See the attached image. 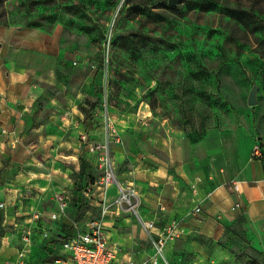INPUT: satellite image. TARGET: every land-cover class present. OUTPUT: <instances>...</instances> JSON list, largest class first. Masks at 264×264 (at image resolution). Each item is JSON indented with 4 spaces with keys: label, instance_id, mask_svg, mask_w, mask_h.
I'll return each instance as SVG.
<instances>
[{
    "label": "crops",
    "instance_id": "0c3cea01",
    "mask_svg": "<svg viewBox=\"0 0 264 264\" xmlns=\"http://www.w3.org/2000/svg\"><path fill=\"white\" fill-rule=\"evenodd\" d=\"M30 36V32L0 26V202L4 203L0 227L29 230L31 235L41 230L65 238L96 217L101 206H108L110 212L114 184L94 185L88 195L73 188L80 158L83 176L96 177L95 182L100 178V156L91 149L94 140L108 145L116 181L134 190L130 199L142 222L153 221L156 228H162L175 219L184 234L198 232L215 241L228 228L243 230L264 258V110L256 109L258 98L252 107L246 101L239 111L219 112L204 124L200 121L199 133L168 124L154 127L145 111L107 113L105 118L115 123L114 137L107 133L104 120L86 130L78 108L84 95L78 88L76 94L46 92V86L66 90L68 63L62 55L58 59L38 54L37 40ZM61 134L67 136L56 143ZM256 143L261 157L251 155ZM40 151L50 152V159L42 161ZM233 178L240 181L238 191L230 184ZM25 186L29 190L22 199ZM55 193L65 194L67 206L52 220L50 215L58 206ZM235 203L239 207L233 209ZM120 210L113 207L116 213L104 225L109 244L117 249L114 264H125L127 259L134 262L125 251L132 250L133 256L141 258L140 246H146V232L140 231L134 217ZM10 236L0 234V264L16 262L18 253L5 256L10 253ZM30 248L22 264H36L31 256L39 247L32 243ZM62 251L63 256L37 264H59L57 258L68 261L69 253Z\"/></svg>",
    "mask_w": 264,
    "mask_h": 264
},
{
    "label": "rangeland",
    "instance_id": "374dc122",
    "mask_svg": "<svg viewBox=\"0 0 264 264\" xmlns=\"http://www.w3.org/2000/svg\"><path fill=\"white\" fill-rule=\"evenodd\" d=\"M138 1L156 0H125V7ZM122 2L0 0V26L30 32L32 41L37 40L38 54L64 57L70 69L68 81H64L66 90L46 86V92L75 93L78 88L84 95L78 103L82 123L90 106L99 100L87 121L89 129L91 119L97 117L103 123L107 113L145 111L154 127L168 124L190 132L211 115L239 111L253 83L258 86L255 107L264 110V25L259 24L264 21V0H181L173 7L165 1L166 5H153L134 17L124 16V11L118 14ZM64 136L58 135L55 142ZM40 152L42 161L50 159V152ZM82 161L80 158L79 170L73 172V188L83 194L89 179L96 177L83 176ZM103 173L101 168L100 177ZM25 187L19 196L22 199L29 190ZM113 207L118 208L114 203L106 218L116 213ZM123 207L126 215L137 220L140 231L146 232V246H140L142 257L133 256L132 250H126V256L134 258L135 264H152L155 234L144 229L136 208L129 209L126 203ZM22 231L0 227V234L8 232L12 237L10 253L5 256L12 258L21 250ZM242 232L231 235L227 230L217 241L198 232H182L166 244L157 264H264L261 253ZM31 236V246L39 247L31 256L36 264L64 255V237H44L41 230Z\"/></svg>",
    "mask_w": 264,
    "mask_h": 264
},
{
    "label": "built area",
    "instance_id": "2783aa9c",
    "mask_svg": "<svg viewBox=\"0 0 264 264\" xmlns=\"http://www.w3.org/2000/svg\"><path fill=\"white\" fill-rule=\"evenodd\" d=\"M107 133L109 136L115 135V127L113 122L106 118L105 120ZM93 151L99 152V161L104 170L103 175L94 183L88 184L83 189V194L88 195L92 192V187L107 188L110 185H115L118 194L115 196L113 203H115L119 209H124L123 203H126L129 209H135L130 197L134 193L133 189L123 188L118 184L115 178L113 167L108 155V145L93 143L91 145ZM253 157H261L262 152L258 143L253 146L252 154ZM230 184L235 191H238L240 181L233 178L230 180ZM54 199L57 202V209L51 213L50 217L52 220L57 219L62 215L67 206V197L63 193H55ZM4 207V203L0 202V208ZM239 207L238 203H235L233 209ZM196 208L195 211H198ZM109 213L108 206H101L99 214L96 217H91L84 225L82 229L77 228L69 236L65 237L61 243L62 248L69 253V259L66 261L62 258L55 259V262L59 264H114L116 257V247L109 244L108 238L105 232V218ZM38 217V214L36 215ZM143 227L146 231L155 234L153 239V255L150 262L157 264L159 260L163 258L164 247L166 244L180 236L182 229L179 227L178 220H171L162 228H156L153 221L142 222ZM43 236H48L47 232L42 233ZM23 247L18 252L15 264H22L26 253L30 251L31 246V232L29 230L22 231ZM4 264H13L11 261L6 260ZM125 264H134L131 259H127Z\"/></svg>",
    "mask_w": 264,
    "mask_h": 264
},
{
    "label": "trees",
    "instance_id": "16d2710c",
    "mask_svg": "<svg viewBox=\"0 0 264 264\" xmlns=\"http://www.w3.org/2000/svg\"><path fill=\"white\" fill-rule=\"evenodd\" d=\"M165 1L167 0H156L152 3H146V2H143V1H138L134 4H132L131 6H128V7H125V0H123L122 4L120 5V8H119V12H122L124 11V16H127V17H134L138 11H142V10H145L146 8H151L153 5H158V6H163V5H166L165 4ZM259 24L260 25H264V21H259ZM100 68L103 67V64H102V61L100 62L99 64ZM99 103L100 101L99 100H96L91 106H90V111L89 113H85V117L83 119V125L85 127L86 130H88L90 128V124H87V121L88 119L91 118V116L93 115V113L95 112V110L98 108L99 106ZM97 118V117H95ZM95 118L91 119V122L94 124L95 122H98L97 120H95ZM95 120V121H94ZM195 133H199L198 131L194 130ZM189 133V132H188ZM90 180H93V181H90ZM95 180L94 179H89V181L86 183V185L88 184H92L94 183ZM85 185V186H86ZM85 186L83 188H85ZM228 232L231 233V235H233L234 233H236L238 230L237 229H231V228H228L227 229ZM226 230V231H227ZM243 231V230H242ZM244 234V237L246 238L245 236V233L244 231L242 232ZM247 239V238H246Z\"/></svg>",
    "mask_w": 264,
    "mask_h": 264
},
{
    "label": "water",
    "instance_id": "95a60500",
    "mask_svg": "<svg viewBox=\"0 0 264 264\" xmlns=\"http://www.w3.org/2000/svg\"><path fill=\"white\" fill-rule=\"evenodd\" d=\"M167 1H168V5L173 7V6H176L177 3L181 0H167ZM257 90H258V86L255 83H253L248 92L247 99H246L248 105L254 106L257 104L258 102Z\"/></svg>",
    "mask_w": 264,
    "mask_h": 264
}]
</instances>
